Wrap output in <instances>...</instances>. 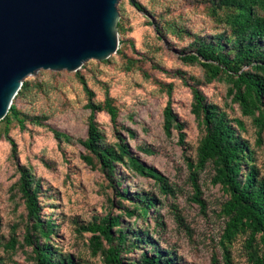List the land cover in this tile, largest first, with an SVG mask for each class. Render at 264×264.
<instances>
[{
	"label": "rangeland",
	"instance_id": "rangeland-1",
	"mask_svg": "<svg viewBox=\"0 0 264 264\" xmlns=\"http://www.w3.org/2000/svg\"><path fill=\"white\" fill-rule=\"evenodd\" d=\"M211 1L140 0L147 13L131 0H119L125 27L122 32L118 30L122 54H112L107 60L90 59L78 71L40 69L26 78L42 84L29 96L15 98L14 104L29 118H47L42 124L27 119L24 128L16 120L11 124L9 135L17 143L16 156L11 154V143L5 137L0 139V257L9 264H34L32 247L24 242L27 210L16 187L18 165L25 164L42 182L43 215L51 216L57 223L51 241L63 252L73 254L78 264H106L103 255L93 253L89 245L92 233L81 226L109 211L113 215L122 213L125 224L148 229L151 238L173 252L181 264H252L246 234L231 244L229 260L225 256L220 239L226 219L220 215V207L228 194L220 184L212 182L213 165L208 163L198 171L201 198L205 201L202 207L195 199L193 168L188 162L190 157L195 164L204 130L191 111L193 93L186 79L189 84L195 83L209 102L226 110L230 117L244 121L240 132L255 149V162L264 176V129L259 134L253 118L244 115L233 101L225 74L207 81L198 61L181 58L192 51L194 34L212 37L225 29L224 23L211 14ZM155 22L163 28L162 35ZM79 75L94 90L96 102L111 96L118 107L116 122L106 111L95 113L105 142L113 144L121 135L141 160L167 177L171 192L164 193L154 178L138 175L124 165H118L123 183H113L99 167L85 161L83 155L89 152L78 138L88 134L91 109L86 106L88 95ZM169 83L173 86L174 111L184 123V142L179 140L178 130L167 136L163 128ZM53 128L73 139L60 141ZM123 188L131 193H151L159 200L149 217L138 218L126 212L133 205L117 194ZM14 227L20 243L11 249L9 239ZM142 246L145 245L123 255L139 259L148 248Z\"/></svg>",
	"mask_w": 264,
	"mask_h": 264
},
{
	"label": "trees",
	"instance_id": "trees-1",
	"mask_svg": "<svg viewBox=\"0 0 264 264\" xmlns=\"http://www.w3.org/2000/svg\"><path fill=\"white\" fill-rule=\"evenodd\" d=\"M134 5L149 13L140 0H136ZM210 12L219 22L224 23L225 29L212 37L194 34L192 51L181 58L188 62L198 61L205 70L207 81L225 74L230 82L229 93L233 95V101L239 104L244 115L253 118L261 134L264 129V0H212ZM155 24L157 32L162 35L163 28L158 22ZM124 29V21L120 18L118 30L122 32ZM116 53L122 54V50L119 48ZM79 78L88 95L86 106L91 109L88 134L85 138H78L89 152L83 155L85 161L93 167H99L113 183H123V177L118 176V165H124L138 175L154 178L164 193L171 192L167 177L141 160L121 135L113 144L105 142V135L95 119V113L106 111L111 120L116 122L118 107L111 96H107L103 102H96L93 99L94 90L89 87L83 75H79ZM185 82L192 88L191 111L204 130L197 147L195 164L188 157L189 166L193 168L191 180L196 190L195 199L205 207L198 183V171L211 163L215 170L212 182L220 184L228 194L220 207V215L226 219L220 241L227 260L231 244L238 236L246 234L250 261L252 264H264V176L260 175L255 162V149L240 132L245 127L244 121L239 117H230L226 110L209 102L195 83L189 84L187 79ZM41 84L25 79L14 99L29 96ZM172 87L171 83L167 84L169 98L163 110V128L167 136H171L173 130H178L179 140L184 142V123L174 111ZM14 99L6 116L0 120V139L5 137L11 143L12 156L17 155V143L9 135L11 124L16 120L24 128L27 119L42 124L43 119L47 118L40 115L29 118L14 104ZM53 131L60 141L73 139V136L57 128H53ZM146 150L152 152L151 149ZM18 171L20 175L16 187L27 210L24 242L32 247L34 264H78L73 254L63 252L51 241L57 223L51 216L42 213L41 180L25 164H19ZM117 194L122 199L131 200L133 208H127L126 212L129 215L136 214L138 218L149 217L151 208L155 209L159 202L151 193H131L128 188L117 190ZM122 217V213L113 215L109 211L104 216H94L81 226L83 230L92 233L89 245L93 253L103 255L106 264H181L173 252L161 248L151 238L148 229H137L125 224ZM158 222L162 223L161 220ZM18 243L20 241L14 227L9 239L11 249H15ZM141 244L148 248L142 251L139 259L123 255L124 252L140 248ZM0 264L9 262L0 257Z\"/></svg>",
	"mask_w": 264,
	"mask_h": 264
},
{
	"label": "water",
	"instance_id": "water-1",
	"mask_svg": "<svg viewBox=\"0 0 264 264\" xmlns=\"http://www.w3.org/2000/svg\"><path fill=\"white\" fill-rule=\"evenodd\" d=\"M118 2L0 0V120L29 75L40 69L78 71L90 59L115 54Z\"/></svg>",
	"mask_w": 264,
	"mask_h": 264
}]
</instances>
